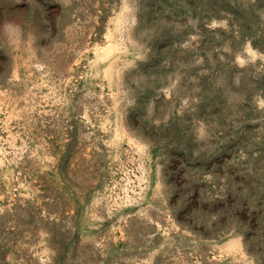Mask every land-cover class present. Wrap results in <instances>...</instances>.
<instances>
[{
	"label": "rangeland",
	"instance_id": "1",
	"mask_svg": "<svg viewBox=\"0 0 264 264\" xmlns=\"http://www.w3.org/2000/svg\"><path fill=\"white\" fill-rule=\"evenodd\" d=\"M0 264H264V0H0Z\"/></svg>",
	"mask_w": 264,
	"mask_h": 264
}]
</instances>
